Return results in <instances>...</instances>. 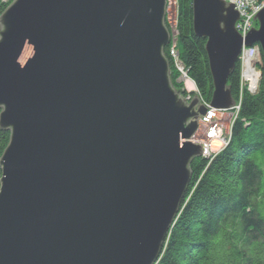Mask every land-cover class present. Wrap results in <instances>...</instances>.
I'll use <instances>...</instances> for the list:
<instances>
[{"label":"water","instance_id":"95a60500","mask_svg":"<svg viewBox=\"0 0 264 264\" xmlns=\"http://www.w3.org/2000/svg\"><path fill=\"white\" fill-rule=\"evenodd\" d=\"M234 1L192 0L209 107L228 110L242 44L264 57V5L241 35ZM166 0H13L0 15V264H155L187 191V102L164 48ZM256 17V18H255Z\"/></svg>","mask_w":264,"mask_h":264},{"label":"trees","instance_id":"16d2710c","mask_svg":"<svg viewBox=\"0 0 264 264\" xmlns=\"http://www.w3.org/2000/svg\"><path fill=\"white\" fill-rule=\"evenodd\" d=\"M12 1L0 0V15ZM176 8L178 57L206 104L213 89L206 39L194 33L192 0H176ZM254 46L261 69L257 91L241 88L237 62L227 79L233 100L240 96L229 141L210 158L191 160L181 210L155 264H264V57L259 43ZM170 47L164 53L172 65ZM8 141L9 131L0 127V156Z\"/></svg>","mask_w":264,"mask_h":264},{"label":"built area","instance_id":"2783aa9c","mask_svg":"<svg viewBox=\"0 0 264 264\" xmlns=\"http://www.w3.org/2000/svg\"><path fill=\"white\" fill-rule=\"evenodd\" d=\"M234 1L233 8L239 11V18L235 21V27L241 35H245L247 30L250 28V24L257 28V20L250 19V17L259 10L264 5V0H228ZM256 18V17H255ZM176 39H171L170 50L173 49V45H175ZM169 50V53H170ZM179 60V59H178ZM182 69L187 72V69L181 64L180 60L177 61ZM238 62L240 65V85L242 89H246L247 91L255 90L257 87V78L260 80L261 69L259 68V57L257 55V50L254 44L245 45L242 44L241 51L239 54ZM258 80V81H259ZM254 86V87H253ZM253 87V89H251ZM256 87V88H255ZM185 99H190V94H186ZM240 101V100H239ZM207 106V110L205 114L201 117L202 121L206 125V136L207 138L202 142V150L206 153H209L206 157L210 158L213 152L224 147L229 141V135L223 134L221 129V124L218 120L219 110L213 107H209V104H205ZM239 107L237 104L236 109ZM235 108V106H234ZM221 111V110H220ZM224 111V110H222ZM219 139L220 145L214 150L210 151L209 146L211 145V140Z\"/></svg>","mask_w":264,"mask_h":264},{"label":"rangeland","instance_id":"374dc122","mask_svg":"<svg viewBox=\"0 0 264 264\" xmlns=\"http://www.w3.org/2000/svg\"><path fill=\"white\" fill-rule=\"evenodd\" d=\"M176 18H177V8H176V0H166V6H165V12H164V21L165 24H167V27L169 29V31L171 32V37H170V42L171 39H176ZM257 27H258V22H257ZM176 42V41H175ZM172 46V45H171ZM169 56L171 57V61H172V69L175 71L176 74V83H178V88H176L177 91L180 92V94L184 97V94H190V99L192 96H194V94L197 95V97L201 100V97L198 93V90L196 88V85L194 83L193 80L190 79L189 75H188V69L185 67V64L182 62V60L178 57L179 56V52L178 49L176 47V44L173 45V49L170 50ZM181 61L180 63L184 65V67L187 69V72L182 69V67L180 66V64L177 62L179 60ZM170 63V61H169ZM171 68V67H170ZM260 68V65H259ZM171 77V76H170ZM259 78H257V85L256 87L258 88V84H259ZM254 87V86H253ZM253 87L251 89H253ZM255 87V88H256ZM257 88L255 90L250 91V93H255L257 91ZM190 99H186V101L188 102ZM240 96L236 99L237 103L233 104L228 110H224V111H220L218 114V120L219 123L221 124V129H222V133L228 135L231 129V126L234 122V119L236 117V114L239 110L240 107ZM202 101V100H201ZM204 103V102H202ZM237 104H239V107L236 109ZM205 105V103H204ZM235 106V108H234ZM211 107V106H210ZM207 109V108H206ZM205 114V113H204ZM203 116V114H199L198 119H197V127L196 130L191 138V140L194 143H198L200 145H202L203 140H205L207 138L206 136V125L205 123L202 121L201 117ZM216 140V144L213 142V140H211V145L209 146V150L212 151L215 148L217 149V147H219L220 145V141L219 139H214ZM202 148V147H201ZM209 153H206L202 150V152L200 153V156H204L206 157Z\"/></svg>","mask_w":264,"mask_h":264},{"label":"bare ground","instance_id":"6f19581e","mask_svg":"<svg viewBox=\"0 0 264 264\" xmlns=\"http://www.w3.org/2000/svg\"><path fill=\"white\" fill-rule=\"evenodd\" d=\"M220 112V111H219ZM213 142L216 144V140H213Z\"/></svg>","mask_w":264,"mask_h":264}]
</instances>
